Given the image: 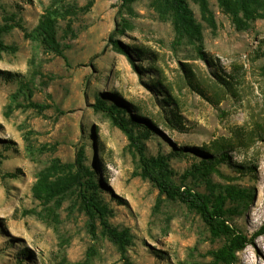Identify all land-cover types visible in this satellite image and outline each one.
Masks as SVG:
<instances>
[{
  "label": "rangeland",
  "instance_id": "374dc122",
  "mask_svg": "<svg viewBox=\"0 0 264 264\" xmlns=\"http://www.w3.org/2000/svg\"><path fill=\"white\" fill-rule=\"evenodd\" d=\"M180 1L175 42L171 0H0V71L18 75H0V264H123L97 222L88 233L77 188L92 183L129 237L128 264H223L212 257L223 238L141 177L97 99L127 121L139 109L152 127L132 133L175 185L219 203L247 237L264 228V0ZM220 139L227 160L203 168V145ZM231 264H264V233Z\"/></svg>",
  "mask_w": 264,
  "mask_h": 264
},
{
  "label": "trees",
  "instance_id": "16d2710c",
  "mask_svg": "<svg viewBox=\"0 0 264 264\" xmlns=\"http://www.w3.org/2000/svg\"><path fill=\"white\" fill-rule=\"evenodd\" d=\"M133 1L134 0H120V6L128 8V5ZM218 3L219 5H223V0H218ZM171 10V22L176 36L175 42H178L180 35L183 33L187 20L180 0H171ZM242 12L246 18H249L246 9L242 8ZM123 24H126V22H123ZM110 44L114 51L129 58L126 51H124L116 41L111 40ZM134 51L136 52V55L139 54V51ZM197 54L199 58L204 61L206 60V57L202 51L197 49ZM183 72L185 73L187 85L193 90H196L202 94L197 88V84L193 79L191 70L187 67H183ZM0 75L4 80H14L18 76L7 71H0ZM219 81L224 85L228 84V82L224 79L219 78ZM92 108L96 111L104 112L110 119L111 123L124 133L128 140V144L131 145L136 152L141 177L146 178L159 193L163 194L165 198L169 200H179L189 209L194 210L206 225L208 232L212 237L223 238V244L212 253V257L215 262H221L223 264L233 263L235 261V254L237 251L244 248V246L247 244H250L255 237L264 233V228L260 227L247 237L246 235L232 228L224 220L223 211L219 203L215 202L212 204L204 195L191 191L189 188H181V186L175 185L169 176L166 165L162 161L145 157L143 154L140 138H145L146 135H134L130 128V124H137L138 126L143 127L145 132L148 134L152 127L150 122L145 121L138 115L139 109L134 108L133 112L135 115H130V120L127 121L119 115V111L120 109L122 110L123 107L120 108L116 105H104L102 100L97 99L92 104ZM171 117L175 120V123H179L178 117L175 113H171ZM226 148H228V141L226 139L213 140L208 146L203 145L201 150L205 152V155L200 162L202 167L205 168L211 166L218 161H226ZM179 151H182V149H178L175 152L178 153ZM192 167L197 168L196 165H192ZM80 185L78 183V186ZM89 188L91 190L89 195L86 192L87 187L77 188V198L79 200L81 210L87 218L86 225L89 235L94 237L95 222H97L101 227L102 234L115 246L119 258L123 261V264H128L124 253L125 246L129 241V237L124 232L116 230V228L111 227L106 222L105 217L107 212L105 208L98 204V202L92 197L94 196L98 187L96 184L92 183L89 185ZM89 252H87L86 257L89 256Z\"/></svg>",
  "mask_w": 264,
  "mask_h": 264
}]
</instances>
